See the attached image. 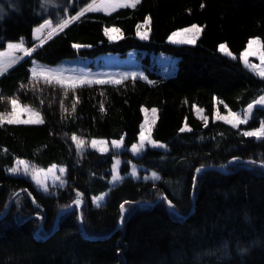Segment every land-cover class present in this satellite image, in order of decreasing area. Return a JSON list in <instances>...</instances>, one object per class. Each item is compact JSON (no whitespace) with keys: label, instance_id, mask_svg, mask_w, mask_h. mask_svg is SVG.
Listing matches in <instances>:
<instances>
[{"label":"trees","instance_id":"trees-1","mask_svg":"<svg viewBox=\"0 0 264 264\" xmlns=\"http://www.w3.org/2000/svg\"><path fill=\"white\" fill-rule=\"evenodd\" d=\"M91 3L0 0V49L21 38L31 45L35 26L77 15ZM146 18L147 39H141L136 28ZM192 23L201 28L195 43L167 40ZM110 25L120 30L114 40L104 33ZM255 36L264 42V0H141L135 7L83 11L0 74V111L16 98L43 120L0 124V264H264V137L244 134L264 123V106L239 127L212 117L215 98L220 110H236L264 93V77L217 48L224 43L237 56ZM131 48L176 57L174 71L74 89L31 75L32 58L55 63ZM143 105L156 107L151 137L166 147L147 146L133 156ZM72 136L86 143L119 138L123 149L78 150ZM115 155L121 179L111 185ZM17 159L62 165L63 183L38 189L8 171ZM131 163L138 177L128 174ZM77 199L80 208L57 218Z\"/></svg>","mask_w":264,"mask_h":264},{"label":"rangeland","instance_id":"rangeland-1","mask_svg":"<svg viewBox=\"0 0 264 264\" xmlns=\"http://www.w3.org/2000/svg\"><path fill=\"white\" fill-rule=\"evenodd\" d=\"M97 2L99 3V0H97ZM113 9H115V8L109 7V8H103V9H101V11H111ZM78 15L79 14L74 15V16H64L62 19H57V20H47V21L51 22V27H44L39 32H37L36 29L40 28V26L43 25L45 22L35 26V28L33 29V32H32L33 43L31 45H28L25 42L24 38H21L17 41H8L5 45V47L0 49V53H8V55H6L4 57H0V61H2V63H0V74L5 72L9 67L14 65L16 62H18L19 60H21L22 58L27 56V55H25V53L23 51L9 52V49L7 47L8 44L19 43L21 40H23L24 41V47L27 49H31L33 51L36 47L41 45L50 36H52L53 34H55L61 30L60 28L57 27V25L62 20H70V22H71L73 20L72 17H76ZM145 20L137 25L136 35L138 37H140V35H138V26H140L139 27L140 32L147 31V34H148V27H147L148 24L145 25ZM192 25H197L198 27H200L199 24L192 23V24H189L186 26L176 28L175 30H173L168 35L167 40L169 42H172V43H179V42H173L172 40L169 39V37L174 32L180 33V35H178L177 37L174 38L177 41H179L181 39L190 38V37L194 38L196 40V38L198 37L199 34L194 35L191 32H188V33L181 32V30H183V29L191 28ZM112 28H117V27L113 26V25L105 26L104 27V33H105V29H112ZM111 35L113 36L112 40H114L120 36V32L119 33H112ZM106 36L109 38L108 35H106ZM254 39H259V38L256 36L249 38L245 44V47L238 53L237 56L235 54H233L227 48V46L224 43H220L217 48H218V51L221 52L220 51V45L221 44L225 45L227 50L231 53V55H228L225 52H221V53L226 54L232 58H236V57L239 58L241 63L246 68H248L255 75H258L255 71H253L252 68L246 66L245 62L240 58L241 53H243L248 48V42L250 40H254ZM78 46H80V45H78ZM253 47H255V46H253ZM12 57L15 58V62H12V60H11ZM176 60H177L176 57L171 56V55H167L165 53L149 52L146 55L145 50H137L135 48H131V49H128L124 54H120L117 52H105V53H101V54H98L95 56L64 58V59L57 61L55 63H45V62H41V61H38V60L32 58L30 69H31L32 77H34V74H33L34 68L37 69V73H39L40 69L50 70V72L52 74L62 76L65 79L64 85H66V86H68V84L71 83V80H78L81 77L89 79V80L99 79V80H107V81H121L122 79H125L128 77H139V78L145 79L147 81H150L151 77L148 73L149 71L155 70V71H157L161 74H164V75L171 74L175 69ZM247 61H248V64L253 65V66L259 67L261 65V61L256 55H249L247 57ZM258 76H260V75H258ZM260 77H262V76H260ZM34 78L45 80L44 76H41V75H37ZM69 78H71V80H69ZM52 83H56V81L52 80ZM109 83H112V82H109ZM56 84H58V83H56ZM261 97H264V93L262 95L258 96L256 99H254L250 103H248L245 107L240 108V109H236V110H232L225 105H224L225 109L220 110L218 105H217V102H216L217 100L215 98V105L213 108L212 117L215 119H218L217 115L228 116L229 112H234V113L240 114L241 117L243 118V115L246 111H248V106L250 104L253 105L252 109L250 110V114H251L254 107L264 106V103H257L258 101H260ZM13 99L17 100L16 118H18L20 120H29V119L35 120V119H37V116L35 115V113H38L39 118L42 119L41 114L39 113V111L35 107H33L32 105L27 104V103H22L16 98H13ZM25 106H27V108H25ZM12 107L13 106H12L11 101H10L9 110L7 112L0 111V114H4V116H5V120H4L5 122H7L8 115L12 112ZM153 109L156 110L155 113H153V111H152ZM141 112H142V120L140 122V129H139V133H138V138L130 146V149H129L130 153L133 156L140 155L142 150L147 146L162 148V149H164L166 147V145L163 142L158 141V140H154L151 137V129L153 127V124H154L156 116H157L156 107L155 106L148 107V106L143 105V106H141ZM193 112L196 116L204 118L205 120L207 119V115L205 114L202 107H200L198 105H193ZM249 117H250V115H249ZM221 120H223V119H221ZM223 121H225V120H223ZM260 128H261V125L258 128L252 129L249 131H256V130H259ZM142 131L144 132V135L146 137H148V139L144 141L143 148H140V150L138 152H135L133 150V145H137L139 147V145L141 144V132ZM79 141H81V140H76L74 142L77 145L79 143ZM92 141H96L95 146H93ZM114 141L120 142L121 146L118 148L113 147ZM154 145H156V146H154ZM160 145H162V146H160ZM85 146L97 149V150L102 151V152H108V151L112 150L114 152L119 153L123 149L122 140L119 138H111V139L91 138L87 143L84 142L80 148H83ZM21 161H23L24 163L23 164L19 163ZM120 161H121V159H120L119 155L113 156L112 175H111L110 180H109L111 185L117 183L121 179V175L119 173ZM117 162H119V163H117ZM25 167H27V169H28L27 173H25V171H24ZM12 168H19L20 170L18 172H16L15 174H22V175L29 177L31 179L32 183L38 189H40L44 192H48L50 186L61 185L63 183V180H64L63 176L65 174V167H63L62 165H59V164H53V165H50L48 167H39V166H36V165H34V164L24 160V159H17L14 162ZM61 168L64 169L63 172L60 171ZM49 169H52V171L49 172L48 171ZM40 170H43V171L40 172ZM8 171L10 173H13L10 171V169ZM149 171H150V173H148V174H150V175H151V173H153V174L155 173V175L157 174L153 170H149ZM34 172H40V179L42 182L41 184H37L36 181L32 178ZM146 173H145V175H147ZM128 174L132 177H138V175H139L138 166L135 165L134 163H131V167L129 169ZM114 177H115V179H114ZM105 195H106V192H103L99 196L93 197V203L98 204L99 202H101L105 198ZM98 197H102V199L97 201L96 198H98ZM73 205H76L77 208H80L82 206V203L80 202L79 204H77L74 201ZM69 206H70V204L65 205V206L61 207L59 209V211L62 213L63 211L67 210L69 208Z\"/></svg>","mask_w":264,"mask_h":264},{"label":"snow or ice","instance_id":"snow-or-ice-1","mask_svg":"<svg viewBox=\"0 0 264 264\" xmlns=\"http://www.w3.org/2000/svg\"><path fill=\"white\" fill-rule=\"evenodd\" d=\"M140 2H141V0H99V3H98L97 0H93V3L89 4L87 6V8L84 9L83 11H94V10L98 11V10H101L103 8H109V7L110 8L135 7ZM83 11L81 13H79L78 16L72 17V19H78L79 16L83 15ZM69 23H70V20H62L57 25V27L60 29H63L64 27H67V25ZM149 23H150V18L145 20V25H147ZM44 27H51V22L46 20L45 23L40 26V28L36 29V31L39 32ZM139 27L140 26H138V35H140L141 39H147V31L140 32ZM119 32H120V30L118 28L105 29V34L109 36V39L113 38V36L111 35L112 33H119ZM181 32H185V33L191 32L195 35V34H199L201 32V28L198 27L197 25H192L191 28L183 29V30H181ZM178 35H180V33L174 32L169 37V39L172 40L173 42H179V43H188V44L195 43V39L191 38V37L177 41L174 38L177 37ZM253 46H255V47H253ZM7 47L9 49V52L23 51L25 53V55L30 54V52L32 51L31 49H27L24 47V41L23 40H21L19 43H15V44L10 43V44H8ZM75 47H79V46L76 45ZM220 51L225 52L228 55H231V53L227 50L226 46L223 44L220 45ZM6 55H8V53H0V57H4ZM249 55H256L260 59L261 65L259 67H257V66H253V65L248 64L247 57ZM240 58L245 62L246 66L252 68L253 71H255L258 75L264 77V42L260 41L259 39L250 40L248 42V48L243 53H241ZM11 60H12V62H15L14 57H12ZM0 63H2V61H0ZM33 74H34V77L37 75L44 76L46 83H51L52 80H55L56 83L61 84V86H64V84H65V79L62 76L54 75L50 72V70L40 69L39 73H37V69L34 68ZM69 80H71V78H69ZM109 82L120 83L121 81H107V80H99V79L89 80V79L81 77L78 80H71V83L68 84V87L74 89L76 87L83 86L85 84H92V83L106 84ZM0 99H2V98H0ZM257 103H264V97H261L260 101H258ZM11 104L13 106L12 112L8 115L7 123H9V124H12V123H43V120L39 118L38 113H35V115L37 116V119H35V120H32V119L20 120V119L16 118L17 100L12 99ZM252 107H253V105H251V104L248 106V111H246L244 113L243 118L241 117L240 114L234 113V112H229L228 116L217 115V118L225 120L226 123H231L233 127H239L240 124L247 122L249 115H250V110L252 109ZM25 108H27V106H25ZM73 111H75L74 105H73ZM152 111H153V113H155L156 110L153 109ZM4 120H5L4 114H0V124H2L4 122ZM181 131H184V129H181ZM244 134L247 136H255L257 138L264 137V123H262L261 128L259 130L248 131V132H245ZM72 139L74 141H76L77 137L73 136ZM147 139H148V137H146L144 135V132L142 131L141 132V144L139 145V147L137 145H133V150L135 152H138L140 150V148H143L144 141ZM83 143L84 142L82 140L79 141V143L77 144L78 150L81 147V145H83ZM92 144H93V146H95L96 141H92ZM120 146H121L120 142H115V141L113 142V147L118 148ZM154 146H156V145H154ZM160 146H162V145H160ZM19 163L23 164L24 162L21 161ZM117 163H119V162H117ZM19 170H20L19 168L10 169V171L13 173L18 172ZM24 171H25V173H27V171H28L27 167H25ZM42 171L43 170H40V172H42ZM48 171L51 172L52 169H49ZM60 171L63 172L64 169L61 168ZM199 171H200V169H197V172H199ZM40 172H34L33 177H32L36 181L37 184L42 183L41 179H40ZM153 176L155 178H158V177H156L155 174H153ZM114 179H115V177H114ZM96 199H97V201H99L100 199H102V197H98ZM75 203L79 204L80 200L77 199L75 201ZM98 206H99V204H98ZM120 207H121V210L123 211L125 206H124V204H121Z\"/></svg>","mask_w":264,"mask_h":264},{"label":"water","instance_id":"water-1","mask_svg":"<svg viewBox=\"0 0 264 264\" xmlns=\"http://www.w3.org/2000/svg\"><path fill=\"white\" fill-rule=\"evenodd\" d=\"M225 167H227V164L224 166V168H225ZM73 203H74V202L70 203L69 208H71V207L73 206ZM7 208H8V206L5 208V211L7 210ZM69 208H68V209H69ZM60 213H61V212L58 210V212H57V218H58V216L60 215Z\"/></svg>","mask_w":264,"mask_h":264}]
</instances>
